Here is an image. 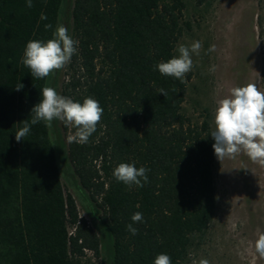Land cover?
Masks as SVG:
<instances>
[{
  "label": "trees",
  "instance_id": "trees-1",
  "mask_svg": "<svg viewBox=\"0 0 264 264\" xmlns=\"http://www.w3.org/2000/svg\"><path fill=\"white\" fill-rule=\"evenodd\" d=\"M64 1L32 0L28 8L26 0H0V264H79L84 251L98 255L102 246L63 190L44 122L15 139L50 77H32L21 63L24 49L29 40L52 37ZM184 10L182 0L72 3L78 45L61 95L81 103L92 97L103 116L86 144L67 141V157L98 213L109 264H154L160 253L187 264L215 215V141L207 117L198 124L183 112L189 76L182 83L154 70L191 30ZM19 83L24 87L16 91ZM120 163L150 169L148 182L138 188L117 181ZM136 212L143 220L133 223Z\"/></svg>",
  "mask_w": 264,
  "mask_h": 264
},
{
  "label": "rangeland",
  "instance_id": "rangeland-1",
  "mask_svg": "<svg viewBox=\"0 0 264 264\" xmlns=\"http://www.w3.org/2000/svg\"><path fill=\"white\" fill-rule=\"evenodd\" d=\"M184 19L191 23L180 44L190 46L201 41L200 55L193 54L194 67L186 74L184 114L200 124L207 117L210 132L215 129L216 102L228 95L232 87L256 83L264 91V0H182ZM73 0H65L58 20L71 36ZM210 45L215 51L207 53ZM175 49V55H178ZM68 65V64H67ZM67 65L49 77L48 87L61 95ZM215 65L216 71L209 72ZM56 148L57 165L63 190L69 194L78 214L101 240L98 255L84 251L79 264H109L108 244L103 238L98 213L93 210L82 192L67 157V137L74 129L53 120L48 127ZM56 142V140H58ZM216 157V155H215ZM216 208L204 242L191 256L192 260L207 259L210 264H264L254 250L258 232H264V167L253 163L241 153L235 158L216 157Z\"/></svg>",
  "mask_w": 264,
  "mask_h": 264
},
{
  "label": "clouds",
  "instance_id": "clouds-1",
  "mask_svg": "<svg viewBox=\"0 0 264 264\" xmlns=\"http://www.w3.org/2000/svg\"><path fill=\"white\" fill-rule=\"evenodd\" d=\"M26 7L32 8V0H26ZM41 20L47 17L41 14ZM45 29H52L51 24H45ZM78 41L68 33L67 27L58 25L47 40H29L21 58L35 79L49 77L57 70L63 69L77 52ZM203 47L201 41H195L190 46L180 44L176 49L178 55L166 62L154 66L163 76H170L182 83L186 74L194 67L192 56L200 55ZM216 46L210 45L207 53L215 51ZM216 71V66L209 68L210 73ZM19 83L16 91L23 88ZM175 91V89H173ZM159 93L167 95L164 89ZM42 98L31 109V120H24L23 126L15 132V139L20 142L30 133L31 127L44 122L47 127L52 126L53 120L61 121L65 126L75 129L74 134L67 137L70 143L86 144L97 130L103 116V108L99 102L86 97L83 102H77L69 97L58 94L52 88L45 86L41 89ZM215 129L210 132L215 143L212 145L214 154L221 161L224 158H235L243 153L255 164L264 167V91L256 83H249L242 87H232L228 95L218 99L214 113ZM146 167L137 168L134 163H120L113 171V176L119 182L132 187L142 188L148 182ZM133 223L141 222L143 214L136 212L131 217ZM132 235L137 229L127 225ZM255 253L264 259V232H258L254 242ZM154 264H172L171 257L166 253L158 254ZM192 264H210L207 259L192 260Z\"/></svg>",
  "mask_w": 264,
  "mask_h": 264
}]
</instances>
